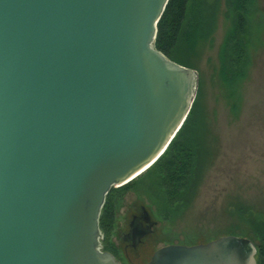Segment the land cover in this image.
<instances>
[{
  "label": "water",
  "instance_id": "1",
  "mask_svg": "<svg viewBox=\"0 0 264 264\" xmlns=\"http://www.w3.org/2000/svg\"><path fill=\"white\" fill-rule=\"evenodd\" d=\"M167 2L0 0V264H121L106 193L163 153L197 91L154 45ZM144 264H256V246L227 233Z\"/></svg>",
  "mask_w": 264,
  "mask_h": 264
},
{
  "label": "trees",
  "instance_id": "2",
  "mask_svg": "<svg viewBox=\"0 0 264 264\" xmlns=\"http://www.w3.org/2000/svg\"><path fill=\"white\" fill-rule=\"evenodd\" d=\"M168 0L157 22L154 45L167 57L196 68L202 51L213 41L218 14L225 20L223 37L217 49L216 75L222 94L233 116H237L242 85L252 62V50L259 42V0ZM200 85L182 125L163 153L140 174L106 193L99 216L103 249L109 250L108 236L115 198L124 187L143 190L156 213L171 220L189 203L199 183L209 154L207 124L200 111ZM228 210L241 217L255 235L256 264H264V218L241 201L231 202ZM246 230V229H245ZM239 234L231 228L226 233Z\"/></svg>",
  "mask_w": 264,
  "mask_h": 264
},
{
  "label": "rangeland",
  "instance_id": "3",
  "mask_svg": "<svg viewBox=\"0 0 264 264\" xmlns=\"http://www.w3.org/2000/svg\"><path fill=\"white\" fill-rule=\"evenodd\" d=\"M220 6L222 8L223 0ZM259 7V14L264 16V0H259ZM259 27V42L252 50V62L242 85L237 116L230 113L215 72L217 49L225 29L221 13L217 17L211 45L204 48L196 61L197 91L200 85V111L207 124L209 154L188 205L171 220L164 219L156 213L154 204L143 190L139 192L134 186H125L114 206L109 243L117 235V230L124 226L122 212L125 205L137 196L156 221L148 244L150 251L167 243L206 241L227 234L231 228L257 241L242 218L231 213L228 206L239 200L264 218V17ZM123 184L112 187L122 188ZM101 233L103 245L102 230Z\"/></svg>",
  "mask_w": 264,
  "mask_h": 264
},
{
  "label": "flooded vegetation",
  "instance_id": "4",
  "mask_svg": "<svg viewBox=\"0 0 264 264\" xmlns=\"http://www.w3.org/2000/svg\"><path fill=\"white\" fill-rule=\"evenodd\" d=\"M120 197L116 196L115 204ZM137 197L125 205L122 212L124 226L120 231L117 230V235L108 244L109 251L121 264H142L158 248L150 251L148 247L156 221L150 216L147 205L141 203Z\"/></svg>",
  "mask_w": 264,
  "mask_h": 264
}]
</instances>
